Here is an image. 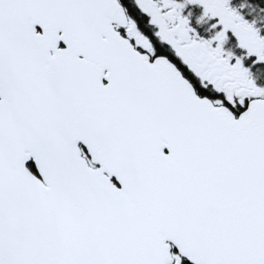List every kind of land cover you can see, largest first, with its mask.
Segmentation results:
<instances>
[{"label":"snow or ice","instance_id":"1","mask_svg":"<svg viewBox=\"0 0 264 264\" xmlns=\"http://www.w3.org/2000/svg\"><path fill=\"white\" fill-rule=\"evenodd\" d=\"M0 264H264V0H0Z\"/></svg>","mask_w":264,"mask_h":264}]
</instances>
